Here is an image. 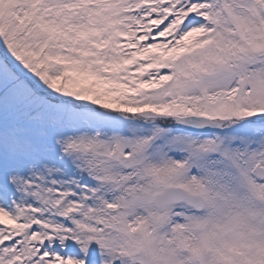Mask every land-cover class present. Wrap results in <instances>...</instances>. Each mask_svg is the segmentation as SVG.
<instances>
[{"label": "snow or ice", "instance_id": "6c2138e0", "mask_svg": "<svg viewBox=\"0 0 264 264\" xmlns=\"http://www.w3.org/2000/svg\"><path fill=\"white\" fill-rule=\"evenodd\" d=\"M0 264H264V0H0Z\"/></svg>", "mask_w": 264, "mask_h": 264}]
</instances>
